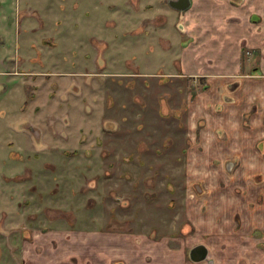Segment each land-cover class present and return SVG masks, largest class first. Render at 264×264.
Here are the masks:
<instances>
[{"label": "rangeland", "instance_id": "obj_1", "mask_svg": "<svg viewBox=\"0 0 264 264\" xmlns=\"http://www.w3.org/2000/svg\"><path fill=\"white\" fill-rule=\"evenodd\" d=\"M168 1L0 0V264H264V54L182 78Z\"/></svg>", "mask_w": 264, "mask_h": 264}, {"label": "crops", "instance_id": "obj_2", "mask_svg": "<svg viewBox=\"0 0 264 264\" xmlns=\"http://www.w3.org/2000/svg\"><path fill=\"white\" fill-rule=\"evenodd\" d=\"M181 18L185 29L179 34L189 40L177 53L182 78L205 77L229 91L230 85L239 86L246 68L245 49L264 54V0H190Z\"/></svg>", "mask_w": 264, "mask_h": 264}, {"label": "water", "instance_id": "obj_3", "mask_svg": "<svg viewBox=\"0 0 264 264\" xmlns=\"http://www.w3.org/2000/svg\"><path fill=\"white\" fill-rule=\"evenodd\" d=\"M168 5L171 8L183 11L190 5V0H169ZM208 250L205 245L198 244L189 251V257L194 262H200L206 259Z\"/></svg>", "mask_w": 264, "mask_h": 264}, {"label": "flooded vegetation", "instance_id": "obj_4", "mask_svg": "<svg viewBox=\"0 0 264 264\" xmlns=\"http://www.w3.org/2000/svg\"><path fill=\"white\" fill-rule=\"evenodd\" d=\"M258 68H254L253 70H257ZM208 250V249H207ZM190 251V250H189ZM208 255V254H207ZM188 256H189V253H188ZM207 258V257H206ZM190 259V257H189ZM191 260V259H190ZM192 261V260H191ZM194 262V261H193ZM201 262V261H200Z\"/></svg>", "mask_w": 264, "mask_h": 264}]
</instances>
